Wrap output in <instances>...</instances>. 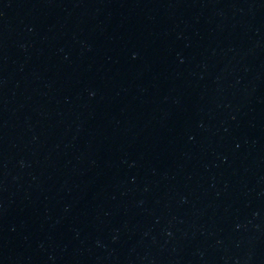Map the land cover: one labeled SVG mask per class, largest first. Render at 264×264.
<instances>
[{
  "label": "water",
  "instance_id": "1",
  "mask_svg": "<svg viewBox=\"0 0 264 264\" xmlns=\"http://www.w3.org/2000/svg\"><path fill=\"white\" fill-rule=\"evenodd\" d=\"M0 264H264V0H0Z\"/></svg>",
  "mask_w": 264,
  "mask_h": 264
}]
</instances>
